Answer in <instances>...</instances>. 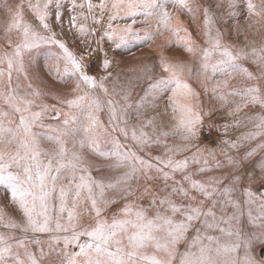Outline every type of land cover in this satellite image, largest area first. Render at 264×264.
Wrapping results in <instances>:
<instances>
[{"label": "snow or ice", "instance_id": "6c2138e0", "mask_svg": "<svg viewBox=\"0 0 264 264\" xmlns=\"http://www.w3.org/2000/svg\"><path fill=\"white\" fill-rule=\"evenodd\" d=\"M227 9L224 19L198 0L0 3L8 17L0 37L6 41L0 44V187L23 214L18 223L0 207V225L24 234L0 232V264H176L177 245L189 232L194 235L178 264H264V155L252 159L264 152V0H228ZM181 14L195 23L205 46L193 38ZM125 20L130 23H117ZM241 20L261 37L259 47L225 43L233 21L241 34ZM218 22L226 31L216 27ZM68 33L78 52L60 38ZM157 39L169 51L175 46L197 58L195 69L161 54L159 68L166 75L135 102L126 91L115 99L116 89L107 86L115 63L109 50L131 51ZM41 59L65 85L75 81L71 98L33 85L29 71ZM241 60H250L256 70ZM193 74L203 94L211 93L204 106L201 93L184 78ZM46 96L67 110L37 103ZM250 106L261 110L246 117L255 130L224 138L240 122L221 124L220 109L236 117ZM105 110L107 123L99 118ZM49 111L64 117L56 127L42 119ZM130 112L138 126L129 128ZM117 133L132 144H122ZM169 137L179 142L169 145ZM258 137L256 147L241 153L246 141ZM44 142L53 147H42ZM162 147L163 155H153ZM85 151L113 161L109 167L120 174L94 177ZM118 200L124 204L109 220L106 214ZM53 201L58 202L55 216ZM28 233L48 234V239H29Z\"/></svg>", "mask_w": 264, "mask_h": 264}, {"label": "rangeland", "instance_id": "374dc122", "mask_svg": "<svg viewBox=\"0 0 264 264\" xmlns=\"http://www.w3.org/2000/svg\"><path fill=\"white\" fill-rule=\"evenodd\" d=\"M4 0H0V3H3ZM9 4L16 5L21 3V0H7ZM26 2V0H25ZM94 3H98V0H93ZM201 4H203L205 7H209L210 11L214 14V16H219V14L222 12L224 14V19L228 18V9H227V2L228 0H198ZM236 2L239 4L241 0H236ZM220 4V7L217 8L216 5ZM236 11H239V9H236ZM25 19L30 20L31 16L25 10ZM8 20V17L6 16L4 11H0V37L3 36L2 26L5 24V22ZM181 20L183 21L184 25L189 28V31L193 33V38L197 41V43L204 45V39L202 35H198L195 29V23H193L190 18L186 15L181 14ZM65 22V29L67 30L68 27V16L65 15L64 17ZM117 23H120L121 25L125 23H130L129 20L125 21H117ZM139 23V22H138ZM197 23L202 24L203 20L202 18L197 21ZM235 23L236 21H233V32L231 35H227L225 37V43L228 44H234L237 47H247L249 50L251 47H259L262 40L259 35H254V30H249L246 27V24L243 20L240 21L244 27L241 29V34H237L235 31ZM216 27L220 28L222 32L226 31L225 27L223 26L222 22H218L216 24ZM57 32H59V29H57ZM71 33H68L67 37L61 36V39H66V42L68 43L69 47L73 51H77L73 45V41L71 39ZM245 35H247V39H245ZM13 40L16 39L15 35H13ZM249 41H254L253 44H249ZM0 44H5L6 41L3 39H0ZM42 48H49L51 45H41ZM131 47V46H130ZM163 54L165 57L169 59L170 62H175L177 58L183 60L185 63L190 64L195 69L196 64L198 63V59L192 57L189 53L184 51L181 48L173 46L171 51L168 50L167 45L163 44L161 39H157V41L152 44L151 46H141V47H131V51L128 50H109V57L115 61L113 67L109 70L112 72V78L109 79L107 82V86L109 90L111 91L113 88L116 89L117 95L115 96V99L119 100L121 98V94L123 92H128L130 94V101L135 102L141 96L145 89L148 88V86L158 77L161 75H166L162 72V70L159 68V57ZM39 55V54H38ZM102 56V54H101ZM155 60V63L153 62ZM241 63L244 64L246 67H248L250 70L255 71L256 66L251 63L250 60H241ZM150 69V70H149ZM98 74H104L102 70H97ZM29 78L31 79L33 85L35 87L40 88L41 90L46 91L47 89L45 86L54 88V95H67L69 98H71V89L75 86V81H70L67 85L61 82V80L56 76L55 70L53 69L51 72L47 67H44V61L43 59L40 60L39 65L34 66L33 69L29 71ZM187 82L199 93H201L200 100L202 106L205 105V103L209 100H211V93H209L207 96L203 94V88L199 81L194 78L193 76H187L184 77ZM101 97L103 98L102 94ZM235 100H239L238 97L232 98ZM47 103L49 105H55L57 108H60L64 111L67 109L64 105H61L57 103L56 100L52 99L51 96H46L43 101H37V103ZM217 104V108H219V103L213 101ZM234 107V105H233ZM261 110L259 107L252 108L251 106L249 108L243 109L239 116L236 117H230L227 115L228 109H220L219 115L217 119L220 120V123H229L233 124L235 121H239L240 124L237 127H230L228 130L227 135L224 138L235 140L237 137L242 136L243 134L254 131L252 123H250L247 120V116L249 115H255L259 113ZM222 117V118H221ZM99 118L107 123L108 121V115L107 111H103L99 113ZM18 116H17V122H18ZM42 119L49 122L53 127L57 126L56 121H63L64 117L57 116L54 112L49 111L43 114ZM140 124V120L135 117L134 112H130L129 118H128V126L131 128L132 126H138ZM123 126V125H122ZM148 131H151L148 129ZM221 134H223V129H221ZM122 144L131 145L132 141L129 138L127 141L124 139L123 136L119 135V133L116 134ZM168 144L171 145L174 142H179L178 138L174 141L172 137L168 138ZM261 142V138H257L252 141H246L241 148V153L245 149L250 150L251 148L256 147L258 143ZM42 147L44 148H51L53 145L44 142L42 144ZM164 149L163 147L159 150L153 153V155H163ZM230 154L235 155V150H230ZM84 155L90 161L91 167H92V175L98 179H114L116 176H118L121 172L120 169H114L110 168L109 165L113 163V161L105 160L103 157H97L94 154L85 151ZM143 155V153H141ZM261 155H264V152H258L255 157H253V161H258L261 157ZM219 158V157H218ZM99 169V170H97ZM259 169H257V172ZM218 172L210 173L209 175H217ZM253 191L256 190V186H253ZM6 195H8V198H5ZM142 203V202H141ZM124 204L123 200H118L116 205L111 206V211L107 212L106 217L111 220L112 212L118 211L120 207H122ZM0 207H2L7 214V216H10L12 219H14L16 222H21L23 220V214L20 212L18 206L13 204L10 200V194H6L5 190L0 187ZM58 210V202L53 201V215L55 216L57 214ZM246 220V216L243 218ZM0 232L4 233L5 235H13L15 238H20L22 235H24L20 229H8L3 227V225H0ZM212 234L219 235L218 232H213ZM194 235L193 232H189L187 236V241H190L192 236ZM33 236L36 238L47 240L48 234H32L28 233L27 237L29 239H32ZM83 239V238H82ZM187 241L181 242L177 245V262L179 260V254L183 253L187 248ZM14 242V241H11ZM33 251H38L37 247L35 245H32ZM45 250L46 247H45Z\"/></svg>", "mask_w": 264, "mask_h": 264}]
</instances>
